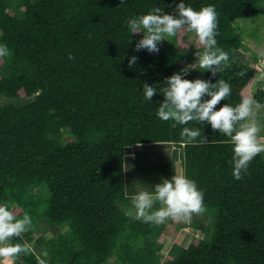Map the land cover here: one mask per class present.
Returning <instances> with one entry per match:
<instances>
[{
    "label": "trees",
    "instance_id": "obj_1",
    "mask_svg": "<svg viewBox=\"0 0 264 264\" xmlns=\"http://www.w3.org/2000/svg\"><path fill=\"white\" fill-rule=\"evenodd\" d=\"M180 2L0 0V44L11 52L0 58V94L32 98L20 107L0 103V203H9L17 218H32V228L12 240L31 249L19 257L21 264H106L113 257L121 264H264V153L238 181L227 136L207 122L173 127L174 121L160 120L167 78L178 74L182 54L193 57L203 48L184 33L160 42L158 53L136 51L142 37L128 28V20L156 7L175 14ZM183 2L196 10L215 6L217 46L230 59L216 76L195 63L182 78L223 79L231 85L226 103L234 107L250 95L264 105V88L250 90L252 67L235 59L242 42L234 25L238 18L264 16V0ZM133 56L136 63L129 66ZM145 83L157 89L151 100L144 97ZM183 127L199 128L202 135L186 144ZM203 136L207 143L200 142ZM137 145L180 150L182 174L204 193L207 211L201 216L213 220H191L202 237L164 257L167 224L125 213L132 196L154 192L175 166L138 164L133 188L126 167Z\"/></svg>",
    "mask_w": 264,
    "mask_h": 264
},
{
    "label": "clouds",
    "instance_id": "obj_2",
    "mask_svg": "<svg viewBox=\"0 0 264 264\" xmlns=\"http://www.w3.org/2000/svg\"><path fill=\"white\" fill-rule=\"evenodd\" d=\"M124 0H120L123 3ZM131 33H143L142 39L136 44V51L146 49L149 53H158V44L166 37L177 34L193 33L202 46L203 51H196L197 64L200 69L210 71L212 76L223 72L229 67V54L217 46L216 36L219 34L218 13L215 6H203L199 10L186 6L183 0L176 5L175 14H166L156 7L147 14L128 20ZM6 44H0V58L10 56ZM69 59H74L69 56ZM137 57L129 60V66L136 63ZM186 71V70H185ZM167 87L161 89L164 101L156 112L162 121H174L186 125L189 122H207L212 129L227 136L233 145V176L236 180L243 178L251 161L264 153V125L259 121V113L264 109L250 95H244L236 106L225 103L219 110L216 106L231 95V85L223 79L216 83L195 79H183L181 74H173L167 78ZM144 97L151 100L157 89L143 85ZM208 96L210 99L205 100ZM181 139L186 144L197 142L202 135L201 129L183 127ZM201 143H207L204 138ZM156 203L158 209L153 210ZM132 207L126 215L145 223L160 225L167 220L190 222L194 215H202L207 209L204 204V193L199 190L194 180L185 174H175L171 179H164L154 186V192L140 191L131 197ZM32 228L30 214L24 213L17 218L10 210L9 203H0V264H14L22 254L27 255L31 249L27 243H13L14 237H22Z\"/></svg>",
    "mask_w": 264,
    "mask_h": 264
},
{
    "label": "rangeland",
    "instance_id": "obj_3",
    "mask_svg": "<svg viewBox=\"0 0 264 264\" xmlns=\"http://www.w3.org/2000/svg\"><path fill=\"white\" fill-rule=\"evenodd\" d=\"M234 25L238 29V34L240 35L239 37L242 42L241 49L237 51L235 50V59L252 67L254 80L250 90L254 93L259 87L264 88V64H262V61H264V16L256 18H238L235 20ZM137 35L138 37H143V33H138ZM194 38L195 34L193 33H189L187 36V40L191 42ZM169 39L170 37H166V40ZM182 56L184 59L179 62L178 74H182L190 67V65L195 64L198 59L196 55L190 57L182 54ZM254 58H258V60L255 61ZM227 100L228 99L222 100L221 103H226ZM31 101L32 98L30 97L14 98L5 94H0L1 104H12L20 107L29 104ZM258 118L261 125H264V109L260 110ZM261 135L264 136V131L261 132ZM128 156L130 160L126 167L127 184H131L133 188L138 186V175L135 173V167L138 164L149 163V165L154 166L156 163L163 164L173 162L175 166V174H181L182 172L180 166V150L171 145L166 147L154 145L133 146L130 149ZM150 175L152 177L154 176V174ZM159 207L154 205L153 210L158 209ZM191 220L202 222L206 225H211L213 223L211 218L205 219L201 215H194ZM165 223L168 226L169 235L165 236L166 243H164V246L161 249L162 257H164L170 249L178 250L181 247H187L193 236L202 237V234L199 233V231L189 222L169 219ZM175 228H177V232L174 234L173 230ZM34 250L40 258L45 256V253H43L40 249L34 248ZM14 264H21L19 258L15 260ZM106 264L121 263L113 257L109 259Z\"/></svg>",
    "mask_w": 264,
    "mask_h": 264
},
{
    "label": "crops",
    "instance_id": "obj_4",
    "mask_svg": "<svg viewBox=\"0 0 264 264\" xmlns=\"http://www.w3.org/2000/svg\"><path fill=\"white\" fill-rule=\"evenodd\" d=\"M182 173V172H181Z\"/></svg>",
    "mask_w": 264,
    "mask_h": 264
}]
</instances>
